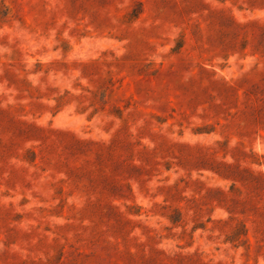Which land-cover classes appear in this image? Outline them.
I'll return each instance as SVG.
<instances>
[{"label":"rangeland","instance_id":"374dc122","mask_svg":"<svg viewBox=\"0 0 264 264\" xmlns=\"http://www.w3.org/2000/svg\"><path fill=\"white\" fill-rule=\"evenodd\" d=\"M0 264H264V0H0Z\"/></svg>","mask_w":264,"mask_h":264}]
</instances>
